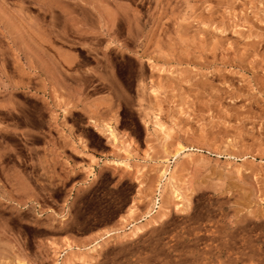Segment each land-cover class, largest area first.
Returning <instances> with one entry per match:
<instances>
[{
  "label": "rangeland",
  "instance_id": "rangeland-1",
  "mask_svg": "<svg viewBox=\"0 0 264 264\" xmlns=\"http://www.w3.org/2000/svg\"><path fill=\"white\" fill-rule=\"evenodd\" d=\"M61 258L264 264V0H0V264Z\"/></svg>",
  "mask_w": 264,
  "mask_h": 264
},
{
  "label": "bare ground",
  "instance_id": "bare-ground-1",
  "mask_svg": "<svg viewBox=\"0 0 264 264\" xmlns=\"http://www.w3.org/2000/svg\"><path fill=\"white\" fill-rule=\"evenodd\" d=\"M155 126H157V125H155ZM104 128L107 129V131L109 133H111V135L115 138L114 143H116L117 142V135H116V131L113 128V126H111L110 124H105ZM186 150H187V148L185 146H181L175 152L173 157L174 158L179 157ZM115 164H116V166H122V167H126V168L131 167L127 162L120 161V160L115 161ZM168 178H169L168 169H166L162 172L161 180L158 183V188H157L154 204L146 212L145 217H146L147 222H145L143 224H138V223L132 221L128 224V229L132 235L136 236V235L142 233L149 224H157L158 222L163 220L168 215L170 208H169V200H168L169 197L167 195L166 182H165ZM172 193L175 197L180 198V194H179L177 189L173 190ZM176 206H177V208H180L181 206H183V204L178 203ZM112 234H113L112 232H108L104 236V239L106 237L112 235ZM99 246H101L100 241H97L95 244H93V246H90V248L95 250L96 247H99ZM58 264H69V263H67L66 260H64V258H61V260L58 261Z\"/></svg>",
  "mask_w": 264,
  "mask_h": 264
},
{
  "label": "crops",
  "instance_id": "crops-1",
  "mask_svg": "<svg viewBox=\"0 0 264 264\" xmlns=\"http://www.w3.org/2000/svg\"><path fill=\"white\" fill-rule=\"evenodd\" d=\"M77 147H80V146H77ZM114 147L118 148V150H121L122 152H126L130 156L129 160L130 159H135L136 156H139L137 161H139L141 158L147 159L146 157H150L152 155L151 153H153V151L156 152V154H158V153L159 154H165L164 151H163V146H142V147H139V148H136L135 146H114ZM81 152L83 154L89 155V158H94V159L100 160V161L103 158H105L106 156H107V158H109L108 156H112L113 155L111 150H109L108 152H106L104 154L103 153H99L98 151H94V152H91V153L89 152L88 153V152H86V151H84L82 149H81ZM173 153L169 154V156H167V157H164L162 160H165V159H168V158L172 159ZM117 160L118 161L119 160L120 161H125V162L127 161L125 159H116V158H114V159L109 158L108 161L115 165V161H117ZM144 161H146V160H144ZM139 172H141V171H139ZM137 179L139 181H137V183L135 184V187H134L135 192L133 191L132 197L135 198V199H138V201H139V200H141V198L143 197L144 194L149 195L150 192L148 193L147 190H143V188H145L147 186L145 184L146 182H144L142 178L140 179L139 176L137 177ZM146 189L150 190L149 188H146ZM155 189H156V187H155ZM155 189H152L153 190L152 194L148 198L149 202H148L146 210L148 209V207L150 206V203L152 202V200L154 198ZM129 210L130 211H129L128 214H130V212L133 211V213L135 215V213H136V203L134 201H132V203L130 204ZM143 213H145V212H143ZM61 237L62 236H60V238H58L56 240V242H57V244H60L61 246H63L64 243H63V240H61Z\"/></svg>",
  "mask_w": 264,
  "mask_h": 264
}]
</instances>
